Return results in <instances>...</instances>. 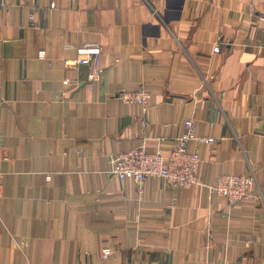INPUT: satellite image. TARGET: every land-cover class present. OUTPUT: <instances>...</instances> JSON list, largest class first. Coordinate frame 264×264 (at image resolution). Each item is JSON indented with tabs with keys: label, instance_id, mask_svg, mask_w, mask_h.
<instances>
[{
	"label": "crops",
	"instance_id": "1",
	"mask_svg": "<svg viewBox=\"0 0 264 264\" xmlns=\"http://www.w3.org/2000/svg\"><path fill=\"white\" fill-rule=\"evenodd\" d=\"M93 43L102 78L76 86ZM140 88L146 110L117 97ZM188 119L216 138L188 143L200 184L109 173ZM0 134V264H264V0H0ZM231 173L255 195L209 189Z\"/></svg>",
	"mask_w": 264,
	"mask_h": 264
},
{
	"label": "built area",
	"instance_id": "2",
	"mask_svg": "<svg viewBox=\"0 0 264 264\" xmlns=\"http://www.w3.org/2000/svg\"><path fill=\"white\" fill-rule=\"evenodd\" d=\"M33 18L34 16L31 15L30 19ZM214 51H220V43L215 46ZM76 52V65L87 68L86 80L76 81V86L84 85L89 89H93L102 78V72L99 68L102 46L97 43L85 44L78 46ZM40 57H45L44 51L40 52ZM63 83L69 84V80L65 79ZM117 97L127 104H140L146 110L151 93L145 88H140L133 92L120 91L117 93ZM140 122L143 126L149 124L146 116H143ZM176 141L175 147L167 156L161 150L148 152L143 147L117 154L111 159L109 173L121 180L133 178L137 182L140 192L143 191L144 182L149 179L163 181L172 188L191 187L200 184L199 170L202 158L198 152L188 149V143L198 141L211 144L216 141V138L199 135L194 121L188 119L185 122V132ZM1 185L0 178V189ZM256 186L257 179L255 175L245 176L231 173L219 176L216 183L209 186V189L224 198L229 205H234L245 198L254 196ZM110 253L111 249L105 248L102 259H106ZM216 264L231 263L220 262Z\"/></svg>",
	"mask_w": 264,
	"mask_h": 264
}]
</instances>
